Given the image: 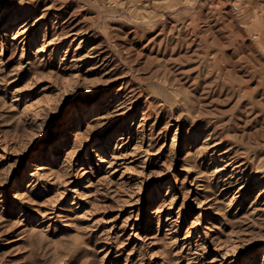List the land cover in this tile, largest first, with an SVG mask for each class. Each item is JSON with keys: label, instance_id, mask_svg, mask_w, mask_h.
<instances>
[{"label": "rangeland", "instance_id": "374dc122", "mask_svg": "<svg viewBox=\"0 0 264 264\" xmlns=\"http://www.w3.org/2000/svg\"><path fill=\"white\" fill-rule=\"evenodd\" d=\"M0 197V264H264V0H0Z\"/></svg>", "mask_w": 264, "mask_h": 264}, {"label": "bare ground", "instance_id": "6f19581e", "mask_svg": "<svg viewBox=\"0 0 264 264\" xmlns=\"http://www.w3.org/2000/svg\"><path fill=\"white\" fill-rule=\"evenodd\" d=\"M253 13V12H252ZM258 14V13H257ZM149 17V16H148ZM148 17H147V19H148ZM146 19V20H147ZM71 28V27H70ZM68 31H69V33H67V36H72V35H77L78 33L77 32H79V30L78 29H76V27L75 28H72V29H68ZM258 32V31H257ZM263 33V32H262ZM261 33V34H262ZM62 34H64V33H62L61 32V35ZM258 35H260L259 34V32H258ZM256 37V36H255ZM251 44V43H250ZM251 46V45H250ZM253 47V46H252ZM251 47V48H252ZM260 48V47H259ZM256 50V49H255ZM80 114V110H79V107H77L76 108V110H74V113H73V115H76V116H78ZM61 137H63V136H61ZM99 145H100V141H99ZM98 146V145H97ZM46 143L44 144V145H42V147H41V149H40V151L42 152H45V150H46ZM47 159V153H42L41 155H39L38 157H37V161H34L33 162V165L32 166H37V165H39V163L41 162V161H44V160H46ZM31 164V163H30ZM238 166V165H237ZM236 166V167H237ZM0 199H1V197H0ZM1 202V201H0Z\"/></svg>", "mask_w": 264, "mask_h": 264}]
</instances>
